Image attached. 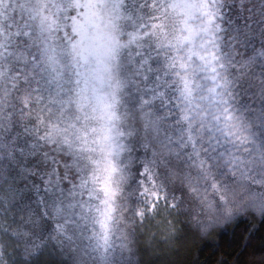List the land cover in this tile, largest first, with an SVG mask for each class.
<instances>
[{"label":"snow or ice","instance_id":"snow-or-ice-1","mask_svg":"<svg viewBox=\"0 0 264 264\" xmlns=\"http://www.w3.org/2000/svg\"><path fill=\"white\" fill-rule=\"evenodd\" d=\"M248 217L264 0H0V264H176Z\"/></svg>","mask_w":264,"mask_h":264},{"label":"trees","instance_id":"trees-1","mask_svg":"<svg viewBox=\"0 0 264 264\" xmlns=\"http://www.w3.org/2000/svg\"><path fill=\"white\" fill-rule=\"evenodd\" d=\"M253 229L258 230L257 243L259 244L260 238L264 237V227L260 226L258 218L252 217L245 219L238 227L228 225L224 232L217 228L206 239L195 236L193 241V247L195 248L187 255L184 254L178 264H221L222 261H227V264H237L238 261L241 264H250L253 259L259 260L261 256H264V253L258 252L255 257H241L240 248L236 245L230 246L233 232L237 237L241 235L247 236L248 232ZM222 237H225L228 242L217 249L216 245L219 244ZM209 243L213 244V247H208ZM146 256V259H149V255L146 254ZM155 263L153 262V264Z\"/></svg>","mask_w":264,"mask_h":264},{"label":"rangeland","instance_id":"rangeland-1","mask_svg":"<svg viewBox=\"0 0 264 264\" xmlns=\"http://www.w3.org/2000/svg\"><path fill=\"white\" fill-rule=\"evenodd\" d=\"M194 237L195 236L189 235L184 250L181 251L179 256L171 257L170 259L174 260L176 264H178V262H180V260L183 258L184 254L187 255L195 248L193 247ZM148 255H149V260L156 262L155 264H160V262L157 261L154 256H152L151 252H149ZM145 258H147V256Z\"/></svg>","mask_w":264,"mask_h":264}]
</instances>
